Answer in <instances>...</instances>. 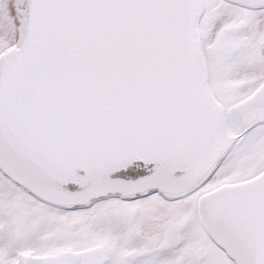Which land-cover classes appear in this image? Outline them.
Segmentation results:
<instances>
[{"label": "snow or ice", "instance_id": "1", "mask_svg": "<svg viewBox=\"0 0 264 264\" xmlns=\"http://www.w3.org/2000/svg\"><path fill=\"white\" fill-rule=\"evenodd\" d=\"M0 264H264V0H0Z\"/></svg>", "mask_w": 264, "mask_h": 264}]
</instances>
